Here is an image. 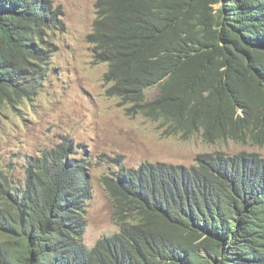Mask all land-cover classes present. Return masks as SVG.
Returning <instances> with one entry per match:
<instances>
[{"label": "trees", "instance_id": "obj_1", "mask_svg": "<svg viewBox=\"0 0 264 264\" xmlns=\"http://www.w3.org/2000/svg\"><path fill=\"white\" fill-rule=\"evenodd\" d=\"M94 10L92 63L107 66L105 95L126 116L163 138L264 145V0H95ZM61 15L53 0H0V113L44 81ZM69 151L30 159L23 182L0 174V264H264L263 158L119 166L100 180L118 231L89 248L91 186Z\"/></svg>", "mask_w": 264, "mask_h": 264}, {"label": "rangeland", "instance_id": "obj_2", "mask_svg": "<svg viewBox=\"0 0 264 264\" xmlns=\"http://www.w3.org/2000/svg\"><path fill=\"white\" fill-rule=\"evenodd\" d=\"M61 11L63 29L56 31L42 84L25 105L0 113V174L24 181L27 163L43 152L69 147V158L86 169L91 199L85 207L83 242L89 248L118 228L101 178L116 169L144 162L192 166L199 155L223 152L255 154L264 159V145L250 141L205 143L200 135L189 140L163 138L156 124L141 116L128 117L118 100L105 95V64L92 63L86 37L95 18V0H53ZM217 17L219 4L208 2ZM157 93L153 87L146 99Z\"/></svg>", "mask_w": 264, "mask_h": 264}, {"label": "clouds", "instance_id": "obj_3", "mask_svg": "<svg viewBox=\"0 0 264 264\" xmlns=\"http://www.w3.org/2000/svg\"><path fill=\"white\" fill-rule=\"evenodd\" d=\"M95 19V18H94ZM94 21V20H93ZM92 30V29H91ZM90 34V33H89ZM118 100V99H117ZM178 165H181V164H178ZM184 166V165H183ZM189 167V166H188ZM116 225V224H115ZM118 228V227H117ZM118 231V230H117Z\"/></svg>", "mask_w": 264, "mask_h": 264}]
</instances>
